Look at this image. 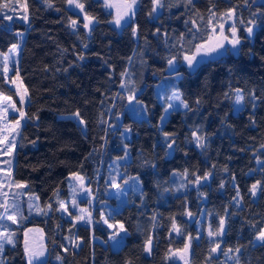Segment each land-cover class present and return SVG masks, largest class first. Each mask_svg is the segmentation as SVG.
Listing matches in <instances>:
<instances>
[{"label": "trees", "instance_id": "obj_1", "mask_svg": "<svg viewBox=\"0 0 264 264\" xmlns=\"http://www.w3.org/2000/svg\"><path fill=\"white\" fill-rule=\"evenodd\" d=\"M77 1L83 16L67 0H0V53L20 43L9 77L26 94L22 106L0 73V94L22 117L10 177L42 211L8 226L0 264H27L23 232L32 227L45 238L41 264H176L167 256L187 240L189 264H264V240L254 243L264 229V1L137 0L119 29L100 1ZM230 11L236 53L208 54L188 71L182 57L206 42L211 16ZM174 86L186 106L160 124ZM127 97L145 118L128 111ZM117 168V184L136 177L140 189L130 185L115 211ZM70 176L92 195L88 224L59 212ZM101 215L125 230L115 250L102 244L111 231ZM206 226L217 233L215 254Z\"/></svg>", "mask_w": 264, "mask_h": 264}, {"label": "rangeland", "instance_id": "obj_2", "mask_svg": "<svg viewBox=\"0 0 264 264\" xmlns=\"http://www.w3.org/2000/svg\"><path fill=\"white\" fill-rule=\"evenodd\" d=\"M102 3L103 8L111 14V24L119 29L126 22H128L134 15L137 7V0H98ZM264 1V0H260ZM67 8L70 11H75L83 16L82 9L77 0H67ZM85 27L88 29L93 21L87 17H83ZM208 36L204 44L196 47L194 52L190 55L183 56L181 63L186 67L188 71L193 70L200 62L207 58L208 54L221 55L225 51H231L236 53L238 47V36L234 26V14L232 11L226 12L221 15L211 16L208 21ZM253 27L250 28L248 34L251 35ZM22 36H19V42H21ZM19 45H12L5 53H0V73L2 74L5 83L16 93L17 99L23 106L26 101V94L22 88L17 77L10 78L9 75L12 71H16ZM177 67L175 60H170L167 63V72L172 73ZM160 86V87H159ZM165 84L163 82L155 86V93L157 99L162 97L160 89L163 91ZM169 104L166 105L164 113L160 118V124L163 123L171 109H184L185 103L182 101L177 88L174 86V90L169 92L168 95ZM126 107L131 114L143 115L145 118V109L140 103H136L134 98H126ZM242 107V95L241 92L236 90L235 100L233 103V112L236 113ZM17 116V117H16ZM13 117V118H12ZM22 122L21 111L17 110L12 99L8 96L0 94V251L2 252L3 246L10 244L8 242L9 230L7 229L11 223H17L19 218L26 216H38L42 211L38 204L37 198L34 194L25 191V185L21 182L15 181L10 177V171L12 166V159L16 146L17 134ZM115 166V165H113ZM118 167V166H117ZM108 171L115 172V168L111 166ZM116 176V178H115ZM119 179V170L117 168L116 175L113 176V180L109 182L111 187L109 188L108 195L112 196L116 200L114 207L115 211H118L126 201V192L132 187L140 189V185L136 177L123 181L121 184H117ZM134 180L135 182H130ZM109 181V179L107 180ZM201 181H196L194 185L199 184ZM68 197L62 201L59 205V212L65 218H71L74 222L80 224H88L90 218V209L92 207L93 198L84 180L80 176H70L67 183ZM79 200L82 201V205L79 204ZM71 213L74 214L71 215ZM203 215L200 214L198 221H202ZM101 222L110 231L111 234L105 242L110 249H117L124 236L125 230L121 224L116 223L114 225L107 223L101 215ZM198 226V231H200ZM204 232L208 238H210L214 245L217 237V233H211L208 226L205 227ZM264 240V229L255 237L254 243H260ZM7 242V243H6ZM101 243V241L99 240ZM189 247L190 240L186 241L185 246L176 251L169 252L167 259L176 264H189ZM148 249V248H147ZM217 245L214 246L212 253L215 254Z\"/></svg>", "mask_w": 264, "mask_h": 264}, {"label": "crops", "instance_id": "obj_3", "mask_svg": "<svg viewBox=\"0 0 264 264\" xmlns=\"http://www.w3.org/2000/svg\"><path fill=\"white\" fill-rule=\"evenodd\" d=\"M44 235L39 228H27L23 232V251L27 264H41L46 258Z\"/></svg>", "mask_w": 264, "mask_h": 264}]
</instances>
